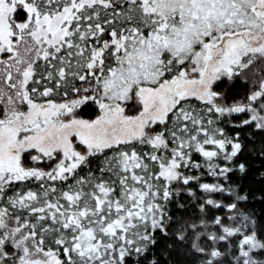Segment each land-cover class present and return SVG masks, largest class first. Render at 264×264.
I'll return each mask as SVG.
<instances>
[{"label":"snow or ice","instance_id":"snow-or-ice-1","mask_svg":"<svg viewBox=\"0 0 264 264\" xmlns=\"http://www.w3.org/2000/svg\"><path fill=\"white\" fill-rule=\"evenodd\" d=\"M249 143L264 0H0V264H264Z\"/></svg>","mask_w":264,"mask_h":264},{"label":"trees","instance_id":"trees-1","mask_svg":"<svg viewBox=\"0 0 264 264\" xmlns=\"http://www.w3.org/2000/svg\"><path fill=\"white\" fill-rule=\"evenodd\" d=\"M221 87L222 89H226L229 86L225 82L221 85ZM92 115L94 116V112L92 113ZM86 117L92 118V116H86ZM254 139H258V138H254ZM260 150H264V144L249 143V150L244 153L243 157L240 160V162L246 164L248 171L245 172L244 174H241L239 171L234 172L232 174L231 182L240 185V187L243 188L245 193L252 192L253 193L252 196L256 195L255 199L253 200L251 199L252 196H250L246 206L251 207L253 211L256 209L260 215V216L259 215L256 216L263 218L264 202H261L260 190L264 189V159H262L258 155V152ZM170 243L171 241L169 240H163L161 251H163V245H167ZM181 260H184L185 264H191V262L190 263L187 262L186 258L183 255L177 256L176 254H173L172 264H177V261H181Z\"/></svg>","mask_w":264,"mask_h":264},{"label":"rangeland","instance_id":"rangeland-1","mask_svg":"<svg viewBox=\"0 0 264 264\" xmlns=\"http://www.w3.org/2000/svg\"><path fill=\"white\" fill-rule=\"evenodd\" d=\"M86 118H90V117H86ZM239 186H240V185H239ZM254 195H255V194H254ZM255 197H256V195H255V196H252L251 199L253 200V199H255ZM246 209H247L248 211H250V212L255 213L256 215H259V213H258V211H257L256 209L253 211V209H252L251 207H249V206H246ZM259 216H260V215H259ZM259 216H258V217L256 216L257 218H259L258 221H259L260 219H262V218H260ZM263 218H264V215H263ZM192 259H195V258L193 257ZM187 262L190 263L191 261H187Z\"/></svg>","mask_w":264,"mask_h":264}]
</instances>
